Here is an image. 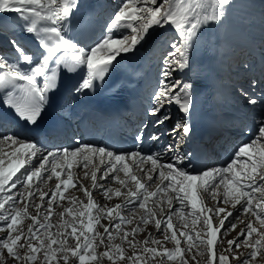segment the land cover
<instances>
[{
  "label": "snow or ice",
  "instance_id": "6c2138e0",
  "mask_svg": "<svg viewBox=\"0 0 264 264\" xmlns=\"http://www.w3.org/2000/svg\"><path fill=\"white\" fill-rule=\"evenodd\" d=\"M79 7V0H0V13L15 12L17 15L14 19L17 26L22 32L32 35L41 49L37 56L13 39L10 44L15 56L9 58L0 54V89H3L0 106L13 110L24 128L35 127L43 118L47 108L51 106L56 92L59 91L60 79L63 75L80 72L81 79L72 89L77 94L92 89L96 81L105 79L114 62L118 63L117 57H120L121 53L133 52L138 44L151 40L150 29L154 26L159 28L168 26L173 27L178 34L179 46L174 38L157 41L168 47L163 57V62L168 67L161 73L163 79L153 94L155 106L148 114L156 117L157 124H164L170 117L158 113L165 104L173 103L181 112L190 113L192 85L169 83L171 65L175 63L180 69L187 66L190 42L197 36L202 26L222 21L226 8L231 7V0H119L113 16L106 24V30L113 32L121 26H126L131 28L133 34L121 38L105 36L93 45L81 44L68 34V25L79 11ZM100 52L104 55H99ZM242 94L247 96V92L243 90ZM247 103L255 105L258 102L248 97ZM2 127L3 123L0 121V128ZM146 128L147 124H143L137 129L135 140L138 145L144 139ZM190 132V125L186 121L184 123L178 121L172 129L173 135L179 136L181 140ZM149 138L154 141L159 139L154 134ZM6 146L10 148V155L9 152L3 151ZM175 147L168 146L173 153ZM78 156L84 161L82 165L84 169H88L92 157L99 158L98 164H93L95 170L91 173L84 172V179L90 178L92 181V189H102L105 199L108 200L113 196L124 195L128 202L134 200L136 206L145 210V215L140 217L139 222L130 232L124 231L121 227L133 222L131 217H125L120 211L124 205L117 204L113 207L97 205L92 199V191L83 183L79 184L78 190L88 198V207L95 209V215L89 211L87 224L84 225V221L80 219L85 215L84 211L81 210L76 215L73 207L65 208L60 213L61 222L58 231L49 232L53 227L50 222L53 203L65 199L64 191L69 187H77L70 173L66 179L61 178V172H68L72 167L68 164L61 168L62 162ZM241 157H249L248 161H244L248 164V171L236 170ZM37 158L38 162L34 163ZM105 160L107 165L100 169L99 165L104 164ZM125 161H131L139 168L140 178ZM149 163L150 167H140ZM190 166V160L187 166H183V158L180 157L162 163L159 154H145L141 151L116 153L106 147L92 145L41 153L36 142L16 133L0 132V221H3L0 224V231L6 233L0 237V264H6L8 258H12L17 264H34L38 259V253L43 254L44 264H51V261H55L56 264L61 262L69 264L70 257L72 264H100L103 258H107L110 264H118V262L149 264V257L154 261L157 256L169 261L179 257L180 264H193V262L199 264L197 257H203L205 264H230L231 260H236L237 264H264V119L257 122L253 138L239 146L226 166L201 171L193 168L189 171ZM58 168L61 171H57ZM97 171L101 173L100 180H112L118 182L121 187L104 188L97 183ZM45 172L48 173L47 177L43 175ZM121 172L124 173L123 179L119 175ZM241 177L247 180V188ZM53 178L58 181L55 190L51 194L41 191L40 184ZM157 179L160 184L157 185L156 191H148L147 185L142 182L146 180L156 183ZM257 179L260 183L256 182ZM133 184L134 187L131 186ZM62 185L63 190H61ZM13 189L16 190L15 195L12 194ZM21 189L24 191L21 192ZM122 189L126 191L122 192ZM221 189L220 202L230 205L233 209H236V205H240V209L236 210L252 217L236 238L227 241L228 247L223 250L218 247L222 242L218 234L222 236V229L225 232L236 229L237 225L234 223L225 228V221L233 216V212L220 207L219 203L215 207H207L200 195L203 191L216 200ZM169 191L173 195L169 196ZM25 193L28 202L22 208L18 207L25 199ZM36 195L40 198L39 204L33 202ZM45 197H48L46 202ZM152 197H156L153 207H148L147 202ZM67 199L73 204L82 203L75 197ZM173 200L179 201L182 205L185 202L190 203L193 210L191 215L194 218L192 224L194 226L199 222L200 231L189 227L187 223L182 229L174 228L172 214L179 211L181 216L186 215L187 213L182 209H171V214L162 219L156 218L155 209L159 208L162 213L163 204L167 203L171 206ZM29 207L36 210V215L28 211ZM42 209H45L43 222L39 215ZM129 211L132 212L133 209ZM221 213L224 215L221 216ZM65 214L72 216L73 219L64 220ZM22 218H29L32 221L27 226V235L21 226ZM100 219H108L110 222L109 225H102L103 234L93 228V221L99 224ZM214 219L218 220L216 225L213 224ZM113 221H119L115 223V229L117 233H122V244L113 243L115 237L110 231ZM150 221L154 223L157 231L161 232L165 242L169 240L174 242L173 250L163 247L161 241L152 239L150 234L144 241L135 239V236L143 230L140 224L147 225ZM256 221L260 225L259 229L254 226ZM77 223L81 225L79 232ZM67 228H71V232L62 231ZM40 229L44 230L46 238L41 236ZM169 230H171L170 237ZM89 233L92 235L90 236ZM129 236L133 238L128 239ZM105 237L108 240L107 244ZM69 238L75 240L74 245L68 244ZM182 240L187 247H181ZM124 242L132 249L131 254L125 252ZM138 244L143 245L139 251ZM150 244L158 247H149ZM52 245L57 247L53 248ZM100 245L105 246V251L97 253L96 248ZM242 246L249 249L246 254L240 253Z\"/></svg>",
  "mask_w": 264,
  "mask_h": 264
},
{
  "label": "rangeland",
  "instance_id": "374dc122",
  "mask_svg": "<svg viewBox=\"0 0 264 264\" xmlns=\"http://www.w3.org/2000/svg\"><path fill=\"white\" fill-rule=\"evenodd\" d=\"M81 2H79L80 4H84L85 3V0H80ZM236 3V2H235ZM235 3H231V6L234 8V9H236V11H237V6H234V4ZM80 6H82V5H80ZM117 6V4H116V0H110V6H108L107 8H111V7H116ZM231 7V8H232ZM106 8V9H107ZM228 8H230V7H228ZM240 9L242 10V8L240 7ZM238 12V11H237ZM111 14H113V10H110L109 11V14H106V13H101V14H99V18H100V21L103 23L104 22V17L105 18H107L109 15H111ZM244 15H246L247 17H248V20L247 19H245L246 21H250L251 19H253V20H257V21H262L263 19H260V18H257V17H253L254 15H251V14H249V11L248 12H244L243 13ZM107 15V16H106ZM251 15V16H250ZM8 17V16H7ZM14 18L15 17H12V18H10L11 20L10 21H8L9 19H6V18H0V22L2 21V19H5V20H7V22H1L0 23V32L7 38V39H15L16 38V35H19V34H16V32H13L14 33V35H12L13 37H10L9 38V36H8V34L7 33H5V32H7V31H9L10 29L9 28H13V29H17L18 30V32L20 33L21 32V30H20V27H18L17 26V22H16V20L14 21ZM90 19L92 20V21H94V20H96V19H94V17H90ZM9 22H11L10 23V25L9 24H7V23H9ZM78 22H80V21H78ZM108 23V21L106 20V24ZM93 24V23H92ZM99 24V23H98ZM93 25H96V24H93ZM7 28V29H6ZM100 28V27H99ZM4 29V30H3ZM161 28H159V27H155L154 26V28L153 29H150V31H151V35H152V37L154 36V34H156L159 30H160ZM99 30V29H98ZM97 30V31H98ZM104 31H106V26L104 27V29H103V31H102V34H100L99 35V37L101 38V39H103V32ZM127 31L128 30H126L125 31V33H127ZM124 33V32H123ZM68 34L70 35V36H72V34H71V32L69 31L68 32ZM86 35H87V32L85 33ZM84 34V35H85ZM105 34V33H104ZM133 33H132V31L131 32H128V34H127V36L126 37H130L131 35H132ZM24 35H26V34H24ZM96 35V33H93V36H95ZM130 35V36H129ZM157 35H159V37H161V33H158ZM88 36V35H87ZM1 38H3L2 36H0ZM121 37H123V36H119V35H115L114 37L112 36V38H121ZM163 38V37H162ZM166 40L167 39H172V38H174L175 39V42L177 43V45H179V41L180 40H177V39H179V37L178 36H174V37H170V38H168V37H164ZM100 39V40H101ZM22 40H23V38H22ZM100 40H97L96 42H99ZM94 44V42L91 44V45H93ZM10 51H12V52H14L13 50H10ZM158 51L160 52V57H159V60L160 59H163L162 57H164V55L166 54V50L164 49V47L162 46V48H158ZM104 54V53H103ZM102 55V54H101ZM160 62V61H159ZM160 66H161V63H160ZM167 67L168 66H166L165 64H164V67L162 68V70L161 71H163V70H166L167 69ZM175 68H176V64L175 63H173L172 65H171V76L169 77V79H168V82L169 83H174V84H177V82H178V79L177 78H175L174 79V76H175ZM160 71V72H161ZM174 74V75H173ZM160 75V74H159ZM162 79H163V77H162ZM159 80H160V76H159ZM159 82V81H158ZM153 101V100H152ZM155 106V105H154ZM162 111L160 112V114L161 115H164V114H166V112L165 111H167L168 109H166L165 111L163 110V109H161ZM258 121V120H257ZM178 122V121H177ZM176 122V123H177ZM175 126V124L173 125V127ZM224 143H226V141H224ZM230 148V147H229ZM244 161H248L247 159H245V158H243V157H241V161L240 162H238V165H240L239 163H241V165L243 164V167H244V165L246 166V171H248L249 169H248V164H246V163H244ZM37 162V161H36ZM98 162L99 161H97V160H94V163L93 164H98ZM35 163V162H34ZM211 167H212V165H211ZM217 166H215L214 168H216ZM242 167V168H243ZM91 168V167H90ZM218 168V167H217ZM49 169H50V167H49ZM91 169H93V167L91 168ZM203 170V169H202ZM85 171L83 170V169H74V170H72V171H68V172H61V174H63V175H66V174H71V175H74V176H77V181L78 182H80V183H83L86 187H92V182L90 181V180H88V179H82V180H79V177L80 178H82V176H81V174L82 173H84ZM241 172H242V170H241ZM76 174V175H75ZM79 174V175H78ZM101 174V173H100ZM44 175V177H47V175H48V173L46 172L45 174H43ZM100 176V175H99ZM99 176H97V183L99 182ZM241 179H242V181H243V183H244V185H245V188H247V180H245L243 177H241ZM244 179V180H243ZM58 181H56L55 180V178H53L51 181H46V182H43V183H41L40 184V189H41V191H45V192H48L49 194H51V192L53 191V190H55V185H56V183H57ZM257 183H260V181L258 180V181H256ZM117 183V182H116ZM99 184L100 185H103L104 186V188H109V187H111L112 189H116L118 186H119V184L118 185H116V186H114V184H115V182L114 181H112V180H107V181H104V180H101V182H99ZM131 186H133V185H131ZM63 185L61 186V190H63ZM116 187V188H115ZM134 187V186H133ZM71 188V187H70ZM153 188V187H152ZM123 190V189H122ZM24 190L23 189H21V192H23ZM92 191V193H93V201L97 204V205H100V206H107V207H113L114 205H117V204H119V203H121L122 205H124V206H126V204H124L125 203V200H126V198H124V199H120L119 201H117V197H115V196H113L112 197V199H110V200H108V199H105V197H104V195H103V191H102V189H99V188H97V189H92L91 190ZM150 191H151V189H150ZM12 194L13 195H15L16 194V190L15 189H13L12 190ZM161 195H163V194H161ZM172 194L170 193V195L169 196H171ZM257 195H259V194H257ZM64 196L66 197L65 199H63V200H58V201H56V202H54L53 203V209H52V211H53V214H52V216L50 217V222H51V224L53 225V227L51 228V229H49V232H51V233H56L57 231H58V225L60 224V222H61V217H60V213H62L63 211H64V209L65 208H68V207H73L74 208V210H75V214L76 215H78L79 214V211H84V213H85V215L83 216V217H80V219L81 220H83L84 221V225H86L87 224V221H88V218H89V216H87V219H85V216L86 215H88V213H89V211H91L92 212V214L93 215H95V209H89V207H87L88 206V198L83 194V192H81V191H79L78 190V188H71V189H67V191H64ZM122 196V195H121ZM120 196V197H121ZM210 196V195H209ZM69 197H75L76 198V200L77 201H79V202H82V203H75V204H73V203H70V201H69V199H67V198H69ZM96 197V198H95ZM218 198V197H217ZM47 199H48V197H45V202L47 201ZM220 201L222 200V197L219 199ZM219 200H217L216 199V201L215 200H213V199H209V200H205V198L203 199V202H204V205H206L207 207H209V208H212V207H215L216 206V204L217 203H219L218 201ZM153 201H154V199L153 198H150L149 199V201L147 202V204H148V207H153ZM28 201H27V198H26V193H25V199L23 200V202L22 203H20L19 205H18V207H23L24 206V204L25 203H27ZM34 203H37V204H39V203H41V201H40V198H39V196L38 195H36L35 197H34V201H33ZM117 202V203H116ZM173 203H174V201H173ZM172 203V205L171 206H169L167 203H164L163 204V212L161 213V211H160V209L159 208H157V209H155V212H156V218H160V219H162L163 217H165V216H167V215H169V214H171V209H177V210H179V209H182L183 210V212L184 213H187L186 215H183V216H181V214H180V212L178 211V212H176L175 214H172V223H173V225H174V228L176 229V230H178V229H182L183 228V225L185 224V223H187L188 225H189V227H194L195 228V230L196 231H200V224H199V222H197L194 226H193V224H192V221H193V216L191 215V212L193 211L192 209H191V206H190V203H188V202H185V204H181L180 202H178V204L176 203V204H173ZM57 204L59 205V206H57ZM219 206L220 207H225V208H227V210L228 211H232V212H234V211H237L236 209H238L237 207H239V205H236V209H233L230 205H225L224 203H222V202H220L219 203ZM7 207V206H6ZM173 207V208H172ZM123 208V207H122ZM120 209V211L122 212V214L125 216V217H131L132 218V220H133V222H132V224H124V225H121V227H122V229L124 230V231H131V229L133 228V227H135L136 225H137V223L139 222V220H140V217L141 216H143V215H145V210H143V209H140L138 206H135V205H133L132 204V206H128V207H125L124 209ZM129 209H133V211L132 212H130L129 211ZM28 211L31 213V214H33V215H36V210L34 209V208H32V207H29V209H28ZM44 212H45V209H42L41 211H40V218H41V222H43V216H44ZM157 213H158V215H157ZM224 214L223 213H221V216H223ZM237 217H238V219H237ZM73 219V217L72 216H69V215H67V214H65L64 215V220H72ZM203 218L201 217V220H202ZM249 219H252V217H250L249 215H245V214H243L241 211H239L234 217H233V219L231 220V222L230 223H226V221H225V228H228V226H229V224H232V223H234V224H236L237 225V227H236V229L234 230V231H230V232H225L223 229L221 230V232L223 233L222 234V236L220 235V234H218V236H219V238L222 240V242L219 244V249L220 250H223V249H226L227 247H228V244H227V241L228 240H232V239H234V238H236L237 236H238V233L241 231V229H243L244 227H245V223H247V221L249 220ZM119 221H113V224H112V228H110V231H112V233H113V235H114V237H115V239H114V241H113V243H115V244H122V240H121V235H122V233H117V230L115 229V223H118ZM3 223V221H0V224H2ZM32 223V221H31V219H29V218H22V227L24 228V230H25V235H27V231H26V229H27V226L29 225V224H31ZM109 220L108 219H100V223L99 224H96L95 223V221H93V228H94V230H98L100 233H102L103 234V231H104V229H103V227H102V225H109ZM218 223V220L217 219H214L213 220V224L214 225H216ZM77 229H78V232H79V229L81 228V225L79 224V223H77ZM254 226L255 227H257L258 229H259V227H260V225H259V223H258V221H256V222H254ZM140 227L143 229L142 231H140L136 236H135V239L137 240V241H144L145 239H147L148 237H149V234L151 235V238L152 239H155V240H160L161 241V243H162V245H163V247H166V248H168L169 250H173L174 249V247H175V244H174V242H172L171 240H169V241H167V242H165L164 241V239H163V235L161 234V232L160 231H157V229H156V227H155V225H154V223L153 222H149L147 225H144V224H140ZM184 230H187V229H184ZM62 231H65V232H71V228H67V229H65V230H62ZM40 233H41V236L42 237H44V238H46L45 237V234H44V230L43 229H40ZM4 235H6V233L5 232H3V231H0V237H3ZM89 235L91 236L92 234L91 233H89ZM168 235H169V237L171 236V230H169L168 231ZM177 235L179 236V232L177 231ZM53 238H56V239H60V237H53ZM133 237L132 236H129V238L128 239H132ZM97 239H99V238H97ZM34 243H35V241H34ZM108 243V240H107V238L105 237V244H107ZM68 244L70 245V246H72V245H74L75 244V240L74 239H72V238H69L68 239ZM52 247L53 248H56L57 247V245H52ZM143 247V245H137V250L139 251L140 250V248H142ZM149 247H158L157 245H155V244H150L149 245ZM181 247H187V244L186 243H184L183 242V240H182V244H181ZM123 248H124V250H125V252L127 253V254H131V252H132V249L131 248H129V246H128V244L126 243V242H124L123 243ZM23 251V250H22ZM105 251V246L104 245H100V246H98L97 248H96V252L97 253H102V252H104ZM240 251V253H242V254H246L248 251H249V249H247V248H244L243 246L241 247V249L239 250ZM5 254H6V250H5ZM59 255V254H58ZM260 259V257H258V260ZM197 260L199 261V264H205V260H204V258L203 257H197ZM161 261H162V264H180V261H179V257H177L176 258V260H174V261H169V260H167L166 258H162V256H157L156 258H155V260L153 261L152 259H151V257H149V264H161ZM6 264H17V262L15 261V260H13L12 258H8L7 260H6ZM34 264H44V261H43V254L42 253H38V259L34 262ZM51 264H56V262L55 261H51ZM61 264H62V262H61ZM69 264H72V260H71V257H70V261H69ZM100 264H110V262L107 260V258H103L101 261H100ZM118 264H123V262H118ZM193 264H195V262H193ZM230 264H237V261L236 260H231L230 261Z\"/></svg>",
  "mask_w": 264,
  "mask_h": 264
},
{
  "label": "bare ground",
  "instance_id": "6f19581e",
  "mask_svg": "<svg viewBox=\"0 0 264 264\" xmlns=\"http://www.w3.org/2000/svg\"><path fill=\"white\" fill-rule=\"evenodd\" d=\"M87 2V0H85V3ZM235 2H238V1H235ZM239 3V2H238ZM237 3V4H238ZM241 6H238V9L240 10V12L243 14L244 12H248V10L250 11V9L246 6H248L249 4L244 2V6L242 4H240ZM256 5L257 6H260L262 8H264V0H260V1H256ZM110 6V1L108 0H102V3H101V6H100V10L99 12H94V11H90L89 13L86 12V14L78 11L76 13L77 16L81 17V18H88L89 16H93L96 18V14L98 13H101V12H104V10ZM235 6V4H234ZM232 7V6H231ZM229 8V9H226L227 10H235L233 7L232 8ZM240 7L242 8V10L240 9ZM245 7V8H244ZM110 8V7H109ZM237 8V7H236ZM237 9V11H238ZM248 9V10H247ZM225 11V12H226ZM236 11V12H237ZM228 12V11H227ZM251 12V11H250ZM238 13V12H237ZM229 14V12H228ZM16 13L15 12H5V13H0V18H6V19H9L8 21H10L12 17H16ZM8 16V17H7ZM251 16V15H250ZM253 17H256V16H253ZM258 18V17H257ZM262 19V17H260ZM15 21V19H14ZM244 21H246L244 19ZM252 21V20H250ZM264 21V20H262ZM1 22H7V20L5 19H2ZM0 22V23H1ZM106 22V21H105ZM11 22L7 23L10 25ZM90 25V27L88 26V24ZM104 24L105 23H101L99 22V24H96V25H93L92 23L90 22H84L83 25L81 26H75L73 25V22L71 21L68 25V32L70 31L71 34H72V37L73 39L75 40H78L81 44H88V45H91L93 42H96L97 40H100L101 38L99 37V35L102 33L103 29L104 28ZM100 27V28H99ZM215 23H211L209 25H204L202 26V28L198 31V34L196 37L193 38V40L190 42V47L188 49V64L187 66L184 68V69H181L179 71V74L176 73V70H175V76H174V79L177 78L178 80H180V83H188L190 84V82L194 79V76H195V70H198L200 68H202L206 74L210 75V74H220L221 71H222V65L218 62V58H217V54H216V48L213 47L210 42H211V38L214 37L215 35ZM99 29V30H98ZM98 30V31H97ZM127 31V33H125V31ZM87 32V35L85 34ZM124 32V33H123ZM128 32H131V28L129 27H126V26H121L118 30H114L113 32H107L104 31L103 32V38L105 36H110V37H114L115 35H119V36H123V37H126ZM252 32H255V31H252ZM8 34L9 38L10 37H13L9 31L5 32ZM19 33V32H18ZM16 33V34H18ZM93 33H96L95 36H93ZM105 33V34H104ZM158 33H161V37H159V35H157ZM85 34V35H84ZM32 36V35H31ZM130 36V35H129ZM174 37V36H178V34L175 33L174 31V28L173 27H168V26H165L164 28H161L156 34H154V36L152 37L151 40H149L148 42L144 43L142 42L141 44H138L135 48V50L133 52H130V53H121V56L120 57H117V60H120V59H126L127 57H130L132 56L136 51L137 52H141L143 55L142 57L138 58L140 61H139V64L137 66H144L145 64L147 65V71H150L151 68H154L156 70V75L155 77H153L152 79H150L149 81H152L153 84H152V87L151 88H154L153 85L156 83L154 82L155 79H157V84H158V81H159V74H160V71H161V66H160V62H159V57H160V52L158 51V48H162V44L161 43H157V41H162V40H166L164 37ZM163 37V38H162ZM23 38V40H22ZM33 38V36H32ZM34 39V38H33ZM13 40V39H11ZM15 40H17L26 50H28L30 53H35L37 54V56L39 55V52L41 51V49H39L38 47V44L36 42V40H30L29 39V34L27 35H24V34H19V35H16V38ZM102 40V39H101ZM100 40V41H101ZM177 40H180V39H177ZM210 41V42H209ZM224 45L225 47L227 46V44H222ZM4 44H2L0 42V52H3L4 51ZM237 48V47H236ZM237 50L239 51V48H237ZM223 51H227L226 48H223ZM102 54V55H101ZM99 55L103 56V52H100ZM7 56L9 58H13L12 57V54L10 52L7 53ZM135 58V57H134ZM144 61V62H143ZM178 66L176 65V68ZM162 72V71H161ZM174 75V74H173ZM158 88V87H157ZM232 87H229L228 90H230ZM213 91H215V88L210 90V93H212ZM154 92V91H153ZM153 94L154 93H149L148 95V102L146 103V107H147V110H150L154 105H155V100L153 99ZM257 99L256 101L258 103H256V106L251 110L249 111L248 113L249 114H253V113H258L260 112L261 110L258 108V107H261L260 106V101L262 100L263 96H264V92H257ZM219 95H216L215 96V99L218 98ZM250 97V96H249ZM153 100V101H152ZM263 101V100H262ZM247 102V100H246ZM248 104V103H247ZM173 109L176 110V112L178 114H180V110L178 108V106L176 104L173 105ZM78 110H80V107L77 108V112H74L72 113V115H74L75 113H78ZM263 110V109H262ZM147 120H149L151 118V116L149 117H146ZM261 119H258V121H260ZM154 121H156V117H154ZM256 120V124L257 125V122ZM239 122H241L240 120H236L234 122V124H239ZM164 124H168V122H165ZM160 125V124H159ZM241 126V125H240ZM159 127H155V130H157ZM239 128V127H237ZM236 129V128H235ZM225 130L222 131V133L220 134L219 138V148L223 150L224 146L225 145H231L230 147L232 148H229L231 149L230 150V154L232 153V151L234 150V148H236V143H238V140L235 138L234 135H231V134H226L224 132ZM232 131V130H229V132ZM159 133V132H158ZM174 137V135L172 136ZM176 137H179V136H176ZM224 141H226V143H224ZM220 145H222L220 147ZM177 149H180L179 152H178V157H180L182 155V152H181V145L177 147ZM14 150V149H12ZM210 152H211V156H210V159L212 161V163L210 161H208L206 163L207 166H211L212 164L216 163L214 162V160L216 159L217 161L220 160L218 158H214L213 157V154H214V151H213V147H211L210 149ZM3 151L5 152H9V155H10V148L9 147H4ZM176 151V150H175ZM41 152V151H40ZM91 156V154H90ZM165 158L166 160H161L162 163H168L169 160V156H166V157H163ZM247 160H249V157H243ZM94 160H97L99 161V158L98 157H92V163L89 164V167L88 169H84L82 167L84 161L78 156L76 158H69L67 160H64L62 162V165H61V168H64L66 167L68 164H71L72 167L70 169H68V171H72L74 169H83L84 171H88L89 173H91V171L95 170L94 168L91 169L93 167V163H94ZM176 160V159H174ZM38 162V158L34 161V162ZM173 161V160H172ZM7 163V161H6ZM125 163H128L129 165V168L132 169L135 174L137 175L138 178H140L141 176V173L139 171V168L134 166L133 163L131 161H125ZM242 163V162H241ZM240 164V163H239ZM107 165V160H105V163L102 164V165H99L100 169H103L105 168V166ZM243 165V164H242ZM50 167V166H49ZM91 167V168H90ZM119 167V165H118ZM140 167H150V163L149 164H145V165H141ZM204 167H202L201 169H199V171H201ZM217 168V167H216ZM59 171H61L60 168H58ZM192 169L189 168V171H191ZM23 171V170H21ZM198 171V170H197ZM239 171V170H237ZM63 172V171H62ZM241 172V171H240ZM76 175V174H75ZM79 175V174H78ZM83 175V176H82ZM100 175V171H97V176ZM120 177L123 179L124 178V173L121 172L119 173ZM82 176V179H84V173L81 174ZM88 180L91 181V179L89 178ZM244 180V179H243ZM118 183V182H117ZM167 183V182H165ZM160 184V181H158L154 186H153V189L152 191H154L155 188H157V185ZM134 185V184H133ZM121 186L119 185L117 188H120ZM90 190H92V187H88ZM116 188V187H115ZM125 189L122 190V192L124 191ZM157 190V189H156ZM155 190V191H156ZM170 191L168 193V195H170ZM172 194V193H171ZM173 195V194H172ZM200 195L203 197V198H208L209 197V193H206V192H203L201 191L200 192ZM96 198V197H95ZM179 201H176L173 203V204H178ZM121 204V203H119ZM126 204V203H124ZM238 209H240V205L239 207H237ZM239 211H234L233 212V216L229 217L228 220L226 221V223H230L231 220L233 219V217L238 213Z\"/></svg>",
  "mask_w": 264,
  "mask_h": 264
}]
</instances>
